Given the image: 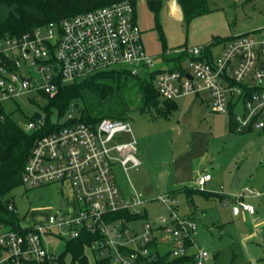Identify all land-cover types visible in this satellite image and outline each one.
Returning <instances> with one entry per match:
<instances>
[{
    "label": "built area",
    "instance_id": "obj_1",
    "mask_svg": "<svg viewBox=\"0 0 264 264\" xmlns=\"http://www.w3.org/2000/svg\"><path fill=\"white\" fill-rule=\"evenodd\" d=\"M136 1L114 0L17 35L0 34V108L21 94L33 104L30 99L41 100L43 94L53 97L59 83L123 69L134 75L151 73L165 101L206 92L211 109L227 114L234 130L263 129L264 27L176 49L181 58L172 65L163 55L145 50L135 19ZM218 45L221 48L213 50ZM21 126L41 133L23 164L21 184L68 185L75 207H67L63 198L46 222H26L16 214L13 201L3 198L0 264H65L66 242L87 236L85 253L89 257V250L94 261L146 264L169 253L170 258L191 256L187 264H206L208 251L192 249L196 223L175 212L174 194L157 197L166 206V217L159 216L155 224L146 221L140 230L134 225L147 214V200L135 189L122 196L112 170L115 164L126 169L141 163L128 120L88 123L76 120L73 108L62 117H47L38 109ZM210 179V173L198 174L195 188L204 190ZM257 195L244 187L237 196L238 208L253 214L254 205L243 198Z\"/></svg>",
    "mask_w": 264,
    "mask_h": 264
},
{
    "label": "rangeland",
    "instance_id": "obj_2",
    "mask_svg": "<svg viewBox=\"0 0 264 264\" xmlns=\"http://www.w3.org/2000/svg\"><path fill=\"white\" fill-rule=\"evenodd\" d=\"M161 4L156 13L148 0L136 1L142 42L150 54H170L264 27V0H208L209 12L189 22L183 20L177 3L161 0ZM220 48L218 45L213 50ZM14 99L3 101L1 107L20 124L23 119L18 107L29 115L39 109L36 105L44 104L42 99L30 104L26 94ZM158 99V107H164L163 99ZM136 106L137 102L130 105L127 120L137 142L135 155L141 163L128 164L126 169L115 164L112 170L122 196H129L135 189L147 200V214L135 222L137 229L146 221L155 224L159 216H167L166 206L157 197L194 187L189 164L192 159H201L197 171L209 172L211 180L202 192L178 195L175 206L179 216L188 215L196 223L192 249L208 251L206 264H264V136L260 131L231 130L229 116L211 109L206 92L177 98L166 115L154 107L140 112ZM246 186L259 192L243 198L254 204L255 215L233 209ZM7 196L16 214L26 222H46L48 215L60 208L63 198L67 207H75L69 186L59 183L32 188L21 184ZM56 243L60 248V241ZM87 252L93 261L91 252ZM71 263L67 255L65 264Z\"/></svg>",
    "mask_w": 264,
    "mask_h": 264
},
{
    "label": "trees",
    "instance_id": "obj_3",
    "mask_svg": "<svg viewBox=\"0 0 264 264\" xmlns=\"http://www.w3.org/2000/svg\"><path fill=\"white\" fill-rule=\"evenodd\" d=\"M114 0H0V34L17 35L35 26L59 21L64 17L84 12L111 3ZM149 7L159 12L161 0H148ZM183 20L189 22L194 17L209 12L208 0H177ZM172 58H179V55ZM181 58V57H180ZM179 58V59H180ZM149 72L131 74L123 69L95 73L70 83H59L53 97L42 96L44 104L36 105L47 117H62L73 108L75 119L95 123L103 118L126 119L130 105L137 102L136 109L147 111L157 108L166 115L175 106V101H165L158 107L159 96ZM34 104V99H30ZM23 120L29 117L18 107ZM230 129L234 125L230 119ZM264 136V128L260 130ZM41 133L25 131L21 124L5 114L0 108V210L4 208L3 198L21 184L23 164L30 153L34 140ZM202 192L193 187L172 191L170 194ZM142 217V216H140ZM139 218V216H138ZM90 237L68 240L64 255L69 254L71 264H110L109 261H91L85 253V244ZM63 255V256H64ZM191 256L170 258L169 253L146 264H187Z\"/></svg>",
    "mask_w": 264,
    "mask_h": 264
},
{
    "label": "crops",
    "instance_id": "obj_4",
    "mask_svg": "<svg viewBox=\"0 0 264 264\" xmlns=\"http://www.w3.org/2000/svg\"><path fill=\"white\" fill-rule=\"evenodd\" d=\"M177 3V2H176ZM135 9H136V2L134 3V12H135ZM179 9H180V7H179ZM180 12H181V10H180ZM181 15H182V12H181ZM135 19H136V21H137V17H136V12H135ZM137 23H138V21H137ZM147 51V50H146ZM148 52V51H147ZM155 55V54H154ZM159 55H163L164 56V60H166L167 62H169V63H171L172 65H175L176 64V62L178 61V60H180L179 58L181 57V54H178V53H176V52H173V53H170V54H167V52H160L159 53ZM177 55H179V58L177 59V58H172V57H174V56H177ZM199 160H201V159H192V162H190V164H189V166H190V168L192 169V172L194 173V178L192 179L193 181H192V183L191 184H193L194 183V180H195V178H196V176L198 175V174H201L202 172H198L197 171V166L199 165ZM194 170V171H193ZM205 173H209V172H205ZM211 178H212V176H211ZM211 180V179H210ZM68 186V185H67ZM248 187V186H247ZM70 188V187H69ZM187 188V187H186ZM193 188H195V185H194V187ZM178 190H180V189H178ZM173 191H175V190H173ZM70 193H71V190H70ZM170 193H172V191H170ZM181 194H183V193H175L174 195L176 196V197H178V195H181ZM249 197H254V196H249ZM247 202H249V201H247ZM249 203H251V202H249ZM251 204H253V203H251ZM254 205V204H253ZM255 207V206H254ZM239 210V208H237V210L236 211H238ZM235 211V212H236ZM243 211V210H242ZM244 212H247V211H244ZM248 213V212H247ZM255 213H256V209H255V212L253 213V214H250V213H248L249 215H255ZM181 217H183V218H188V215H185V214H181ZM249 236V235H248Z\"/></svg>",
    "mask_w": 264,
    "mask_h": 264
},
{
    "label": "water",
    "instance_id": "obj_5",
    "mask_svg": "<svg viewBox=\"0 0 264 264\" xmlns=\"http://www.w3.org/2000/svg\"><path fill=\"white\" fill-rule=\"evenodd\" d=\"M237 208H238V205L235 203V204L233 205V209H234V211H236Z\"/></svg>",
    "mask_w": 264,
    "mask_h": 264
},
{
    "label": "bare ground",
    "instance_id": "obj_6",
    "mask_svg": "<svg viewBox=\"0 0 264 264\" xmlns=\"http://www.w3.org/2000/svg\"><path fill=\"white\" fill-rule=\"evenodd\" d=\"M171 2V1H170Z\"/></svg>",
    "mask_w": 264,
    "mask_h": 264
}]
</instances>
